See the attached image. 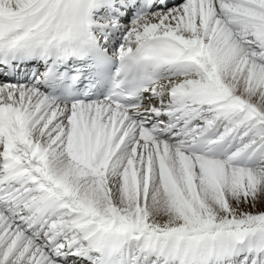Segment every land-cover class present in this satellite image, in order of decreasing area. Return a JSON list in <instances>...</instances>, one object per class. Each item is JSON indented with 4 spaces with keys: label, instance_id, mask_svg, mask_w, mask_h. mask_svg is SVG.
<instances>
[{
    "label": "snow or ice",
    "instance_id": "6c2138e0",
    "mask_svg": "<svg viewBox=\"0 0 264 264\" xmlns=\"http://www.w3.org/2000/svg\"><path fill=\"white\" fill-rule=\"evenodd\" d=\"M0 264H264V0H0Z\"/></svg>",
    "mask_w": 264,
    "mask_h": 264
}]
</instances>
